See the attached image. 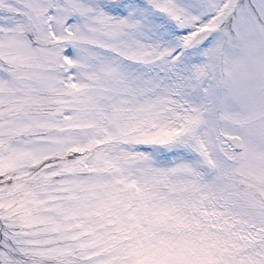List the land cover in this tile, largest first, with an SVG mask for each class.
I'll return each instance as SVG.
<instances>
[{"label":"snow or ice","instance_id":"snow-or-ice-1","mask_svg":"<svg viewBox=\"0 0 264 264\" xmlns=\"http://www.w3.org/2000/svg\"><path fill=\"white\" fill-rule=\"evenodd\" d=\"M242 43L264 0H0V264H264Z\"/></svg>","mask_w":264,"mask_h":264},{"label":"clouds","instance_id":"clouds-1","mask_svg":"<svg viewBox=\"0 0 264 264\" xmlns=\"http://www.w3.org/2000/svg\"><path fill=\"white\" fill-rule=\"evenodd\" d=\"M220 90L241 117H264V43L238 45L219 68ZM232 105V104H231Z\"/></svg>","mask_w":264,"mask_h":264},{"label":"rangeland","instance_id":"rangeland-1","mask_svg":"<svg viewBox=\"0 0 264 264\" xmlns=\"http://www.w3.org/2000/svg\"><path fill=\"white\" fill-rule=\"evenodd\" d=\"M229 102L232 104L233 108H235V105H234V103H233L232 101H229Z\"/></svg>","mask_w":264,"mask_h":264}]
</instances>
